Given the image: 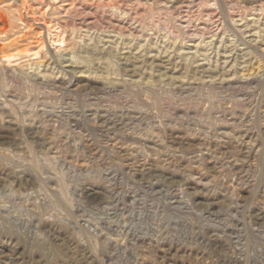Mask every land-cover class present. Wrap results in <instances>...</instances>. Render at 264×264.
Returning a JSON list of instances; mask_svg holds the SVG:
<instances>
[{
    "label": "rangeland",
    "instance_id": "1",
    "mask_svg": "<svg viewBox=\"0 0 264 264\" xmlns=\"http://www.w3.org/2000/svg\"><path fill=\"white\" fill-rule=\"evenodd\" d=\"M0 264H264V0H0Z\"/></svg>",
    "mask_w": 264,
    "mask_h": 264
}]
</instances>
